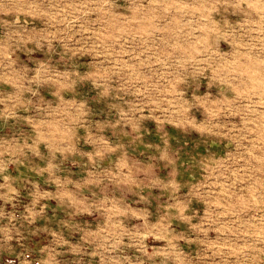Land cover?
<instances>
[{"label":"rangeland","instance_id":"obj_1","mask_svg":"<svg viewBox=\"0 0 264 264\" xmlns=\"http://www.w3.org/2000/svg\"><path fill=\"white\" fill-rule=\"evenodd\" d=\"M0 264H264V0H0Z\"/></svg>","mask_w":264,"mask_h":264}]
</instances>
